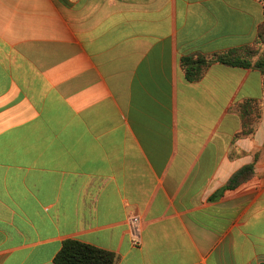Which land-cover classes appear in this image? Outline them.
<instances>
[{
    "label": "crops",
    "instance_id": "obj_1",
    "mask_svg": "<svg viewBox=\"0 0 264 264\" xmlns=\"http://www.w3.org/2000/svg\"><path fill=\"white\" fill-rule=\"evenodd\" d=\"M263 22L264 0H0V264H55L67 240L264 264V74L182 66ZM241 103L261 105L247 136Z\"/></svg>",
    "mask_w": 264,
    "mask_h": 264
},
{
    "label": "trees",
    "instance_id": "obj_2",
    "mask_svg": "<svg viewBox=\"0 0 264 264\" xmlns=\"http://www.w3.org/2000/svg\"><path fill=\"white\" fill-rule=\"evenodd\" d=\"M264 22L258 28L257 41L254 45H244L232 48L224 53L211 55H190L182 59V66L189 81L197 82L204 77L215 62L230 67L257 68L264 74ZM264 83V81H263ZM259 103H241L233 107L240 113L243 121V131L239 135H250L261 117ZM252 165L242 167L230 179L225 190L234 189L254 176ZM117 254L103 250L80 241L67 240L55 257V264H117Z\"/></svg>",
    "mask_w": 264,
    "mask_h": 264
}]
</instances>
